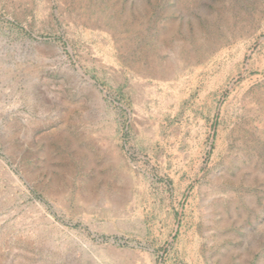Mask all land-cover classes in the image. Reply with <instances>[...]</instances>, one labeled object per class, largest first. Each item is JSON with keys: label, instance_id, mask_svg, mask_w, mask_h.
<instances>
[{"label": "rangeland", "instance_id": "rangeland-1", "mask_svg": "<svg viewBox=\"0 0 264 264\" xmlns=\"http://www.w3.org/2000/svg\"><path fill=\"white\" fill-rule=\"evenodd\" d=\"M0 264H264V0H0Z\"/></svg>", "mask_w": 264, "mask_h": 264}]
</instances>
